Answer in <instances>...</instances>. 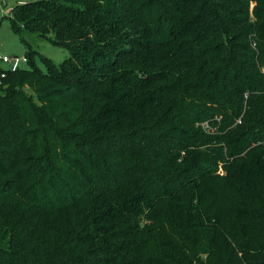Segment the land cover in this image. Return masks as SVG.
<instances>
[{
  "label": "trees",
  "instance_id": "trees-1",
  "mask_svg": "<svg viewBox=\"0 0 264 264\" xmlns=\"http://www.w3.org/2000/svg\"><path fill=\"white\" fill-rule=\"evenodd\" d=\"M8 19L71 56L0 81V264H264V0Z\"/></svg>",
  "mask_w": 264,
  "mask_h": 264
},
{
  "label": "rangeland",
  "instance_id": "rangeland-1",
  "mask_svg": "<svg viewBox=\"0 0 264 264\" xmlns=\"http://www.w3.org/2000/svg\"><path fill=\"white\" fill-rule=\"evenodd\" d=\"M30 1V0H27ZM17 0H8L6 10L10 11L16 5ZM0 5V53L24 55L31 48L39 50L37 55L38 65L45 71L46 66L41 61V55L50 57L55 63L60 64L71 56L69 48L64 45L54 43L50 38L42 37L37 33L28 34L27 40L31 46L26 45L21 37L12 29L8 17H3ZM32 93V90L26 88Z\"/></svg>",
  "mask_w": 264,
  "mask_h": 264
},
{
  "label": "built area",
  "instance_id": "built-area-1",
  "mask_svg": "<svg viewBox=\"0 0 264 264\" xmlns=\"http://www.w3.org/2000/svg\"><path fill=\"white\" fill-rule=\"evenodd\" d=\"M27 0H17L16 5L25 4ZM1 12L3 17H12L14 7L11 8L10 11L6 10V6L8 5V0H0ZM28 64V56L24 55H16V54H2L0 53V81L1 79L7 76L8 71H16L20 68L25 67ZM264 71V64H263ZM238 122H242V119H238Z\"/></svg>",
  "mask_w": 264,
  "mask_h": 264
}]
</instances>
